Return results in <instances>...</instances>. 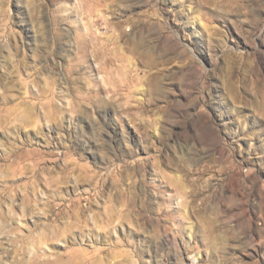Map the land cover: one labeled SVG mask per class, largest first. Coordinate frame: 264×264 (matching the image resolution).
I'll return each mask as SVG.
<instances>
[{
    "label": "rangeland",
    "instance_id": "rangeland-1",
    "mask_svg": "<svg viewBox=\"0 0 264 264\" xmlns=\"http://www.w3.org/2000/svg\"><path fill=\"white\" fill-rule=\"evenodd\" d=\"M0 264H264V0H0Z\"/></svg>",
    "mask_w": 264,
    "mask_h": 264
},
{
    "label": "bare ground",
    "instance_id": "bare-ground-1",
    "mask_svg": "<svg viewBox=\"0 0 264 264\" xmlns=\"http://www.w3.org/2000/svg\"><path fill=\"white\" fill-rule=\"evenodd\" d=\"M49 101H50V99H49Z\"/></svg>",
    "mask_w": 264,
    "mask_h": 264
}]
</instances>
